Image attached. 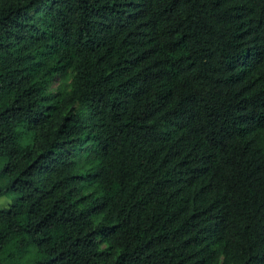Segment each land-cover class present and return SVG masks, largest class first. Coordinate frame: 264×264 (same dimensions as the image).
I'll use <instances>...</instances> for the list:
<instances>
[{
    "label": "trees",
    "instance_id": "trees-1",
    "mask_svg": "<svg viewBox=\"0 0 264 264\" xmlns=\"http://www.w3.org/2000/svg\"><path fill=\"white\" fill-rule=\"evenodd\" d=\"M3 198L0 264H264V0H0Z\"/></svg>",
    "mask_w": 264,
    "mask_h": 264
},
{
    "label": "rangeland",
    "instance_id": "rangeland-1",
    "mask_svg": "<svg viewBox=\"0 0 264 264\" xmlns=\"http://www.w3.org/2000/svg\"><path fill=\"white\" fill-rule=\"evenodd\" d=\"M70 80L71 79L68 78V80L64 81L63 78L57 77L51 85V88H50L51 91L56 92L60 87L64 86L65 83H69ZM10 201H11V198H3L0 200V203L8 205Z\"/></svg>",
    "mask_w": 264,
    "mask_h": 264
}]
</instances>
